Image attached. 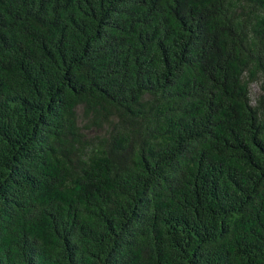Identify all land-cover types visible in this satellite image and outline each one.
<instances>
[{
    "label": "trees",
    "instance_id": "16d2710c",
    "mask_svg": "<svg viewBox=\"0 0 264 264\" xmlns=\"http://www.w3.org/2000/svg\"><path fill=\"white\" fill-rule=\"evenodd\" d=\"M0 264H264V0H0Z\"/></svg>",
    "mask_w": 264,
    "mask_h": 264
},
{
    "label": "rangeland",
    "instance_id": "374dc122",
    "mask_svg": "<svg viewBox=\"0 0 264 264\" xmlns=\"http://www.w3.org/2000/svg\"><path fill=\"white\" fill-rule=\"evenodd\" d=\"M250 97L251 99H255L256 96L258 95L259 91H260V84L259 83H256V84H253L251 85L250 87Z\"/></svg>",
    "mask_w": 264,
    "mask_h": 264
}]
</instances>
